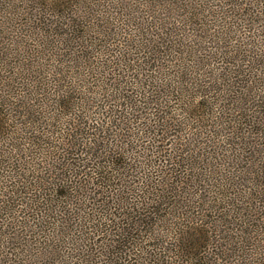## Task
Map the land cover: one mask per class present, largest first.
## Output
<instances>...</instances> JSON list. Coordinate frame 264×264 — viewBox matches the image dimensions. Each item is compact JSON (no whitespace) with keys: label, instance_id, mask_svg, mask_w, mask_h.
Masks as SVG:
<instances>
[{"label":"trees","instance_id":"1","mask_svg":"<svg viewBox=\"0 0 264 264\" xmlns=\"http://www.w3.org/2000/svg\"><path fill=\"white\" fill-rule=\"evenodd\" d=\"M0 264H264V0H0Z\"/></svg>","mask_w":264,"mask_h":264},{"label":"rangeland","instance_id":"2","mask_svg":"<svg viewBox=\"0 0 264 264\" xmlns=\"http://www.w3.org/2000/svg\"><path fill=\"white\" fill-rule=\"evenodd\" d=\"M133 11V9H131ZM136 14V13H135Z\"/></svg>","mask_w":264,"mask_h":264}]
</instances>
